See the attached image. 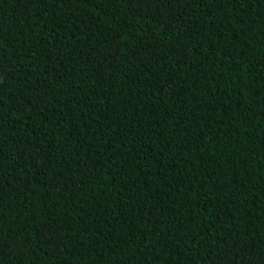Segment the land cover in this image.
Returning a JSON list of instances; mask_svg holds the SVG:
<instances>
[{"label":"trees","instance_id":"1","mask_svg":"<svg viewBox=\"0 0 264 264\" xmlns=\"http://www.w3.org/2000/svg\"><path fill=\"white\" fill-rule=\"evenodd\" d=\"M0 264H264V0H0Z\"/></svg>","mask_w":264,"mask_h":264}]
</instances>
